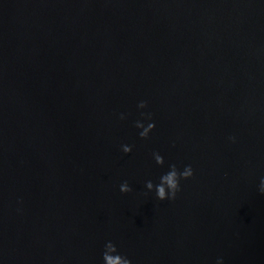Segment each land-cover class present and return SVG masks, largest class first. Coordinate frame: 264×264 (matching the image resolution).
I'll return each instance as SVG.
<instances>
[{
  "label": "water",
  "instance_id": "obj_1",
  "mask_svg": "<svg viewBox=\"0 0 264 264\" xmlns=\"http://www.w3.org/2000/svg\"><path fill=\"white\" fill-rule=\"evenodd\" d=\"M263 173L264 0H0V264H264Z\"/></svg>",
  "mask_w": 264,
  "mask_h": 264
},
{
  "label": "clouds",
  "instance_id": "obj_2",
  "mask_svg": "<svg viewBox=\"0 0 264 264\" xmlns=\"http://www.w3.org/2000/svg\"><path fill=\"white\" fill-rule=\"evenodd\" d=\"M138 107L140 109H145L148 107V104L145 101H141ZM120 118L122 120L126 119L123 114ZM144 118L149 121L152 120V116L150 113L145 114ZM135 126L138 129H141L139 135L142 139L145 140L149 139L150 133H152L156 127L155 123L153 122H149L147 126H145V124L141 121H137ZM230 139L233 143L235 142L234 137H231ZM122 151L125 154H130L132 152V147L128 145H123ZM153 157L158 165L163 166L165 164L164 158L159 153H153ZM193 176L194 172L190 165L186 166L181 172L177 169L176 165L173 164L170 165V171H168L160 178L159 184L154 185L151 181H147L146 188L149 191L154 190L159 201H174L177 198L178 192L181 190L180 181L192 179ZM120 191L124 194H129L133 191V189L129 186L128 182L125 181L120 185ZM259 192L262 196H264V178H262L260 181ZM103 261L104 264H132V262L127 257L119 254L117 247L111 241L107 242L105 245V250L103 252ZM217 264H223V260H218Z\"/></svg>",
  "mask_w": 264,
  "mask_h": 264
},
{
  "label": "bare ground",
  "instance_id": "obj_3",
  "mask_svg": "<svg viewBox=\"0 0 264 264\" xmlns=\"http://www.w3.org/2000/svg\"><path fill=\"white\" fill-rule=\"evenodd\" d=\"M234 127L235 126L231 127L230 129H233ZM28 173L29 172L22 173L21 174V177L23 178L24 176H27ZM30 173L33 174V175H36L39 178L44 175L45 177L43 178V180H47V179L51 178L48 175H45V174L40 173V172H35L33 170ZM262 178H264V173L261 175V179ZM47 186H49V185H37V186H35V189H37L39 191L40 190H46V189H49V188H46ZM25 188H29V187L27 186V183L23 182V186L22 185L19 186V190L24 193L25 192ZM119 207H120V205L118 203L114 202V204L112 206H110L108 210L102 211L104 217L106 219L112 221L113 223L119 224L123 229H126V233L127 234L130 233V235L135 236V234H133L131 232V229L132 228H131V221H130V219H128V217L123 212L117 210V208H119ZM97 219H98V221L102 224V226L105 229L108 228V225L106 223H104V221H102L100 219V217H97ZM172 219L174 220L175 218L172 217ZM111 229H112L111 232H113L114 234H118L117 229L115 227H111L110 230ZM137 239L138 240H135V241H124L123 242V244L125 246H127L128 249L130 250V254L132 255L133 260H135L137 262L135 264H157L155 262L149 261L148 258H146V259L138 258L137 259L138 256H136L135 254L132 253L136 249H139L140 251H143L146 254H149L144 249V247H145V244L144 243L145 242H143V240L142 239H139L138 237H137ZM140 244H142L144 247L141 246ZM162 246H163L164 250H166V255H167L169 261H173V257H174L173 252L168 247H166L164 244H162ZM151 249L153 250V248H151ZM93 251H95V252H104V249L99 248V247H97V248L94 247Z\"/></svg>",
  "mask_w": 264,
  "mask_h": 264
}]
</instances>
